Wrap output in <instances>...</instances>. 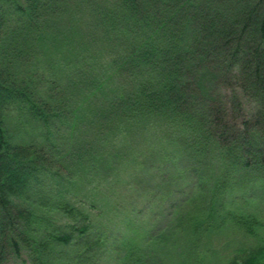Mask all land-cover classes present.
Instances as JSON below:
<instances>
[{
	"label": "trees",
	"instance_id": "trees-1",
	"mask_svg": "<svg viewBox=\"0 0 264 264\" xmlns=\"http://www.w3.org/2000/svg\"><path fill=\"white\" fill-rule=\"evenodd\" d=\"M122 142L139 213L173 207L147 240H175L172 264L263 226L264 0H0V264H97L98 206L56 187L114 171ZM243 251L264 264V237Z\"/></svg>",
	"mask_w": 264,
	"mask_h": 264
},
{
	"label": "rangeland",
	"instance_id": "rangeland-1",
	"mask_svg": "<svg viewBox=\"0 0 264 264\" xmlns=\"http://www.w3.org/2000/svg\"><path fill=\"white\" fill-rule=\"evenodd\" d=\"M245 106L247 109H251L253 104L248 102ZM16 120L17 113L13 112L10 116V125H15ZM11 126L10 130L13 129ZM120 147L122 149L119 150V158H112V164L115 167L117 163L122 162L120 166L114 168V171L109 168L111 164L108 161L106 167V169L109 168L108 170L83 172V175L74 179L73 182L71 181V184L68 179L60 181L56 189L66 197L72 198L78 206H82L81 200L85 201L86 199L89 200L87 205L98 206L92 209V216L96 221L97 228H99L97 231L107 239L105 244L99 243L100 249H96L100 258L97 264L130 263L136 261L138 257H144L149 250L154 252L155 259L158 257L161 264H172L177 258V254L173 253L176 249L173 245V242H176L175 240L167 239L165 241L164 239L163 242L147 240L151 233L162 230L160 224L164 217L173 210V207L172 205H163L162 207L155 205L151 209L152 211L149 210L145 214L139 213L138 210L143 211L145 197L142 196L141 201H136L134 189L129 188L128 184L132 180V171L139 167L135 166L134 158L125 156V154L130 157L136 156L137 150L132 155L123 150L125 147L127 150L128 148L134 150V145L129 142H122ZM136 157L138 158V155ZM95 158L93 157V159ZM194 191L196 195H207L206 193H200L198 186L194 188ZM171 199L173 197L168 198L167 202ZM135 202L137 209L133 211L131 204ZM116 203H119V207ZM256 204V200H251L247 208L249 211L261 214V222L264 224V206L259 210L260 207ZM144 211H146L145 206ZM261 237H264V225L258 226L256 231L250 234L244 228L232 222H226L215 230L203 232L200 241L197 243L191 241L187 247H191L194 254H196L193 257V260L197 261L195 264H227L230 259L234 261V264H241L244 260L242 253L247 244L250 245ZM175 245L177 246V244ZM238 248L242 249L241 254L236 252ZM151 260L154 261L153 258ZM154 263L158 262L154 261ZM6 264L21 263L13 259Z\"/></svg>",
	"mask_w": 264,
	"mask_h": 264
}]
</instances>
